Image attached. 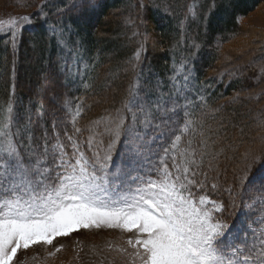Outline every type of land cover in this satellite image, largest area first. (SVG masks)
<instances>
[{
  "label": "trees",
  "instance_id": "obj_1",
  "mask_svg": "<svg viewBox=\"0 0 264 264\" xmlns=\"http://www.w3.org/2000/svg\"><path fill=\"white\" fill-rule=\"evenodd\" d=\"M79 1L5 0L11 8L0 12V21L12 13L21 12L31 22L21 25L15 50L11 32L0 35V109L9 102L13 104L19 126L30 125L32 147L37 151H42L46 133L49 146L56 142L59 135L61 142L67 146V152L69 148L72 151L71 141L68 140L72 136L86 155L90 152L92 155L97 151L103 154L110 137L99 135L90 145L91 122L108 114L115 116L121 110L127 128L132 123V113L124 110L126 101L133 104L138 116L140 113L136 105L156 101L161 94L180 105L187 103L194 123L184 140L193 139V147L199 149L203 147L201 141L206 139L207 151L219 153L223 149L224 152L219 157L221 187L217 191L209 187L207 195L224 202L227 211L223 219L230 230H234L241 219L240 213L246 209H249L246 223L254 221L255 212L261 215V206L254 204L248 207L252 202L250 195L254 198L255 194L245 191L247 184L239 195L233 193L235 207L231 206V198L223 189L239 184L237 176L245 169L240 150L252 149L258 157V162L251 165L250 177L264 166V128L260 126V122L264 121V76L259 82L256 80L264 67V34L244 25V19L252 13L264 11V0ZM74 5L78 7L70 8ZM190 8L195 15L190 13ZM145 36L151 37L152 43L145 40ZM141 44L143 51L140 60L136 61L134 56ZM112 50L115 55L110 56ZM182 61L185 62V71L190 69L192 74L187 82L177 76L183 93L177 95L171 77L174 74L173 65L179 66ZM75 63L80 64L81 73L78 76L69 75L70 66ZM31 64L40 72L35 73V79L28 84L22 82L20 73L25 74ZM46 68L49 76L43 89L41 81ZM136 81L139 83V95L133 99L128 90ZM185 83L187 87H184ZM105 84L110 86L102 89ZM43 90L45 96L40 97L37 91ZM56 92L57 96L54 95ZM257 94H260L259 99L254 98ZM81 100L84 110L75 125L81 129L77 133L70 117H65V114L68 115L65 105L67 102L76 105ZM47 110H55L60 115L57 119L67 121H64L63 128L56 120H51L52 113ZM183 111V108L179 110L180 116H183ZM36 116L41 122L33 118ZM173 119L182 126L179 117L169 113L154 121L161 125L159 129H145L137 122L135 131L144 134L150 131L155 137L161 134L158 142L166 140L164 150L174 139L171 129L177 124L172 123ZM35 122L39 123L37 127ZM102 130L101 126L98 131ZM127 137V132H123L112 159L119 157ZM21 139V155L27 165L34 158L28 154V141L23 133ZM158 157L150 165L160 167L164 151ZM208 159L206 156L205 164ZM168 162L171 163V155ZM215 175L210 173V176ZM123 248L133 251L130 246ZM108 253L119 257L118 264H126L125 253L121 252L120 256ZM20 258L15 264H19ZM48 260L40 259L35 264H48ZM51 261L49 264H53ZM20 264L34 263L24 260Z\"/></svg>",
  "mask_w": 264,
  "mask_h": 264
},
{
  "label": "snow or ice",
  "instance_id": "obj_2",
  "mask_svg": "<svg viewBox=\"0 0 264 264\" xmlns=\"http://www.w3.org/2000/svg\"><path fill=\"white\" fill-rule=\"evenodd\" d=\"M189 11L195 15L192 8ZM30 22L26 16L20 23L15 19L8 22L12 26L9 31L14 50L21 25ZM142 51L143 44L135 53L136 61L140 60ZM173 67V88L177 95H182L177 76L187 82L192 73L190 69L185 71L184 61ZM261 76H264V67L260 69L257 82ZM138 88L136 81L128 90L133 99L139 95ZM259 96L254 98L259 99ZM82 105L83 100L76 105L71 102L65 105L74 127L84 110ZM136 107L139 116L132 103L124 104V110L132 113V123L127 128L121 110L115 116L108 114L91 122L90 145L99 135L110 137L103 155L94 152L91 160L72 136L68 137L72 147L70 154L59 135L56 143L49 146L46 133L42 151H37L32 147L30 125L19 126L13 104L9 102L0 109V264H14L22 249L41 243L51 245L56 237L93 226L134 233L126 240L133 251L118 249L127 255L126 264H264V226L253 228L252 223H248L247 230L241 227L229 232V225L223 219L227 211L224 202L207 195L209 187L213 191L221 187L219 157L224 152L223 149L219 153L207 151L206 139L201 141L203 147L199 149L193 147V139L184 140L194 123L188 104L180 105L161 94L156 101L141 102ZM181 108L183 116H180ZM169 113L179 117L182 126L176 119L172 120L177 124L171 129L174 139L164 148L160 167L152 169L155 178L149 174L132 175L120 168L109 171L112 153L123 132H127L131 143L132 138L139 136L135 131L137 122L145 129H159L161 125L154 121ZM101 126L102 132L98 131ZM260 126L264 128V121ZM80 131L75 127V132ZM22 133L28 141V154L34 158L27 165L21 155ZM129 152L138 154V149L133 144ZM241 155L245 169L237 176L238 186L228 185L223 190L235 207L233 193L239 195L247 184L245 191L255 194L254 198L250 195L252 202L248 207L261 206L259 224L264 225V166L250 177L251 165L258 162V157L252 149ZM206 156L209 157L207 164ZM210 173L216 175L210 176ZM127 180L133 183L128 184Z\"/></svg>",
  "mask_w": 264,
  "mask_h": 264
},
{
  "label": "rangeland",
  "instance_id": "obj_3",
  "mask_svg": "<svg viewBox=\"0 0 264 264\" xmlns=\"http://www.w3.org/2000/svg\"><path fill=\"white\" fill-rule=\"evenodd\" d=\"M137 2H140V0H136ZM81 2V0L79 1ZM76 5L80 6V3L78 1H75ZM129 4V1H127ZM10 6V5H8ZM6 5L5 0H0V12L5 10H10L11 7H8ZM78 6H70L77 8ZM130 6V5H129ZM2 9V10H1ZM156 10V9H155ZM163 14V12H162ZM25 17V15H22L18 13H12L7 18L0 21V34L2 33H8L10 27H12L8 22L15 19L17 23L21 22V18ZM78 19V18H77ZM81 20H84V18H81ZM128 22L125 23V26ZM25 24V23H23ZM244 25L249 28L253 29L255 32H261L264 34V11L258 10L254 13H252L250 16L244 19ZM145 40L151 41V37L147 38V36L144 37ZM151 38V39H150ZM114 50L110 52V56L115 55L112 54ZM112 54V55H111ZM79 63H75V65L70 66L69 69V75L78 76L81 73ZM20 73L22 82L30 83L32 82V79H35V73L37 72V67L33 66V64L29 65L27 69ZM49 70L46 68L44 76H42L43 81H41V86L45 87V80L49 76ZM52 83V82H51ZM53 84V83H52ZM109 87V84H105L104 86H101L102 89H105L106 87ZM37 87V86H36ZM39 93L38 95L41 97L45 96L44 90L37 91ZM58 92H56L54 95L57 96ZM47 93V97H48ZM252 98V96H250ZM137 106V105H136ZM135 106V107H136ZM47 112L51 114V120H56L59 123V127L63 128L62 125H64L65 119H57L58 112L47 110ZM65 117L68 118L69 116L65 114ZM33 118H37L33 117ZM69 119V118H68ZM38 122H41V119L37 118ZM38 122H35L34 126L37 127L39 125ZM67 122V121H66ZM70 130H74L73 128L69 127ZM155 136L152 135V132L148 131L147 134L139 133V136L136 138H132L131 143H129L130 138L127 137L126 141L124 143L123 151L119 153V157H117V160L112 159L110 162V172H115L118 168L122 169L125 173H129L132 175L140 174H149L153 178H155V172L152 171V169L156 168V165H150V162L152 160L158 159V154L161 153L163 150V144L166 141L158 142V139L162 137L161 134H158L155 139ZM56 143V142H55ZM53 143V144H55ZM135 145L138 149V154H132L129 152V149L132 147V145ZM52 145V144H51ZM247 150V149H246ZM245 149L240 150V155L246 151ZM67 151V148H66ZM83 151V150H82ZM72 151L68 150V153L70 154ZM154 152V153H153ZM158 152V153H157ZM103 155V154H101ZM90 160L93 158V154L86 155ZM242 157V155H241ZM115 160V162L113 161ZM128 184L133 183L130 180H127ZM249 209H246L240 213L241 219L239 220L238 224L235 226L234 230L237 228H245L247 230V224L246 223V215L248 214ZM256 214L254 221L252 220V226L253 228L262 227L264 225L259 224V218L260 214L258 212H255ZM230 228V227H229ZM234 230L228 229L229 232H232ZM134 236V233H127L123 232L120 229H112L107 227H91V228H80L75 231V234H72V238L64 239L59 242V245L57 243L55 244V247H50L49 245H45L43 243L39 244L38 246L25 250L19 261V264L26 260L27 262L32 261V263L35 264V261L39 262L40 259H49L48 264L50 261L53 264H118L119 257L116 258L115 255H112L108 252L117 253L116 255L120 256L121 252L118 251V249L123 248L124 246L129 247L127 245L126 240L129 237ZM60 246L62 247V250L56 251V249ZM54 253V255H53Z\"/></svg>",
  "mask_w": 264,
  "mask_h": 264
}]
</instances>
